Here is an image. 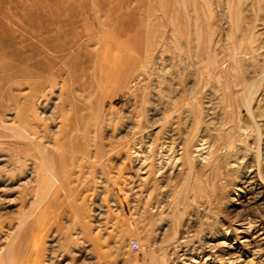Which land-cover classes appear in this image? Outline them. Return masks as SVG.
<instances>
[{"label":"rangeland","instance_id":"374dc122","mask_svg":"<svg viewBox=\"0 0 264 264\" xmlns=\"http://www.w3.org/2000/svg\"><path fill=\"white\" fill-rule=\"evenodd\" d=\"M0 122L10 254L264 264V0H0Z\"/></svg>","mask_w":264,"mask_h":264},{"label":"bare ground","instance_id":"6f19581e","mask_svg":"<svg viewBox=\"0 0 264 264\" xmlns=\"http://www.w3.org/2000/svg\"><path fill=\"white\" fill-rule=\"evenodd\" d=\"M237 71L238 70L235 68V73L236 74L235 73L234 74H235L236 77H237ZM218 78H220V76H218ZM238 84L240 85L241 83H238ZM226 87H227V90L226 91L224 90V91L229 93L230 95H233L234 97L235 96L236 97L239 96L240 100L242 101L243 104H245V106L248 105L249 102H250V98H249L250 94L254 93V91H255L253 89V85H246V84L239 87L238 85L233 83V87L232 88H230L229 85H226ZM3 95H4V93H3ZM193 96H194V94L192 95V97ZM236 100L238 101V98H236ZM201 109H202L201 105L200 104H196V103L193 106H191V108H190V110L192 112L198 113V114H199ZM2 128L14 129L12 125H6L5 123L0 122V137L3 134L2 133ZM32 131H33L32 129L26 128V130H24V131H21V130H20V132L14 131V132H11L9 134L10 135H17V136L22 137L23 138V140H22L23 144L25 146H31V148L35 149V151L37 153L36 156L40 157L41 159H43L45 161V159L49 158L50 148L45 143V141L41 140V137L44 134L38 135V138H37L36 135L34 136V133ZM39 136H41V137H39ZM0 140H1V138H0ZM24 247H25V250H26L25 253L16 252L15 254L12 255V254H10L11 252H8V249H7L8 247L5 248L4 246H1L0 247V264H30V260L32 258L33 252L37 256L36 250L35 251H33L31 249L27 250L28 246H24ZM51 262L52 261H50L49 264H51Z\"/></svg>","mask_w":264,"mask_h":264},{"label":"built area","instance_id":"2783aa9c","mask_svg":"<svg viewBox=\"0 0 264 264\" xmlns=\"http://www.w3.org/2000/svg\"><path fill=\"white\" fill-rule=\"evenodd\" d=\"M130 245L132 246V248H136L137 247V241L134 239H131L130 241Z\"/></svg>","mask_w":264,"mask_h":264}]
</instances>
